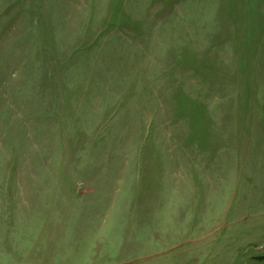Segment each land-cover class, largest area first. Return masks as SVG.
I'll return each mask as SVG.
<instances>
[{
	"label": "rangeland",
	"instance_id": "1",
	"mask_svg": "<svg viewBox=\"0 0 264 264\" xmlns=\"http://www.w3.org/2000/svg\"><path fill=\"white\" fill-rule=\"evenodd\" d=\"M0 264H264V0H0Z\"/></svg>",
	"mask_w": 264,
	"mask_h": 264
}]
</instances>
